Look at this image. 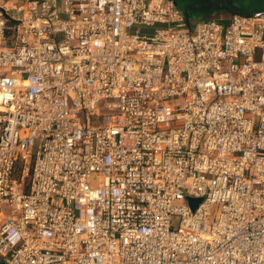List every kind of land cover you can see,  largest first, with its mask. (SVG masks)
<instances>
[{"label":"built area","instance_id":"1","mask_svg":"<svg viewBox=\"0 0 264 264\" xmlns=\"http://www.w3.org/2000/svg\"><path fill=\"white\" fill-rule=\"evenodd\" d=\"M0 264H264V11L0 0Z\"/></svg>","mask_w":264,"mask_h":264},{"label":"rangeland","instance_id":"2","mask_svg":"<svg viewBox=\"0 0 264 264\" xmlns=\"http://www.w3.org/2000/svg\"><path fill=\"white\" fill-rule=\"evenodd\" d=\"M177 7L192 19L190 24L205 20H217L216 16L230 8L242 10V14L264 7V0H174ZM15 3V2H14ZM17 3V2H16ZM20 3V1L18 2ZM186 12V13H185Z\"/></svg>","mask_w":264,"mask_h":264},{"label":"crops","instance_id":"3","mask_svg":"<svg viewBox=\"0 0 264 264\" xmlns=\"http://www.w3.org/2000/svg\"><path fill=\"white\" fill-rule=\"evenodd\" d=\"M19 1L20 0H11V2H19ZM257 11H264V7L263 8H257L255 10H253L252 12H248V13H244V14H251V13H254ZM235 14H242V10L230 8L229 10L224 11L221 14H218V16H216V17H217V19H220L221 22L226 23V22L230 21L232 16ZM185 16H186V19L188 20V22L192 21V19L188 16V14Z\"/></svg>","mask_w":264,"mask_h":264},{"label":"water","instance_id":"4","mask_svg":"<svg viewBox=\"0 0 264 264\" xmlns=\"http://www.w3.org/2000/svg\"><path fill=\"white\" fill-rule=\"evenodd\" d=\"M192 209L194 210L197 206V204L200 202V199H192L190 198Z\"/></svg>","mask_w":264,"mask_h":264}]
</instances>
